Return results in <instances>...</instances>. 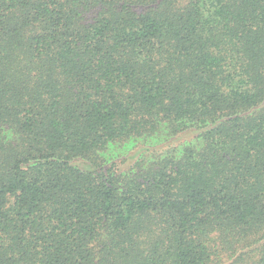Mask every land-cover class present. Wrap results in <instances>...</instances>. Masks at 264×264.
<instances>
[{
    "label": "trees",
    "instance_id": "trees-1",
    "mask_svg": "<svg viewBox=\"0 0 264 264\" xmlns=\"http://www.w3.org/2000/svg\"><path fill=\"white\" fill-rule=\"evenodd\" d=\"M0 264H264V0H0Z\"/></svg>",
    "mask_w": 264,
    "mask_h": 264
}]
</instances>
